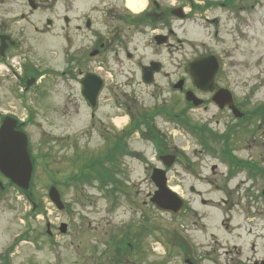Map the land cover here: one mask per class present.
I'll use <instances>...</instances> for the list:
<instances>
[{
	"label": "rangeland",
	"instance_id": "1",
	"mask_svg": "<svg viewBox=\"0 0 264 264\" xmlns=\"http://www.w3.org/2000/svg\"><path fill=\"white\" fill-rule=\"evenodd\" d=\"M75 1L76 9L69 14L71 18L80 17L81 10H77V3L81 2L83 6L80 8H86L84 11H88L92 19L93 31L101 32L111 23V17L98 12V9L101 11L106 7L101 8L98 4L110 0ZM0 2V9L11 10V14L7 16H10L8 19L13 24V29L24 27L23 39L19 49L17 48L19 51L10 53L11 60L19 61L16 65H22L24 60H29L37 65L40 71L44 68L51 70L46 72L40 86L33 87L24 96L18 95L15 84H0V111L15 115L21 120L30 119L26 132L29 135L31 151L36 155V169L30 187L34 202L38 205L36 212H32L30 201L16 188L0 189V247L9 241L10 234H15L21 229L15 219H30L29 230H32L35 224L42 228L44 225L41 219L68 223L67 232L56 235L55 241L59 246L55 249L53 245L48 244L47 238H44L46 244L42 253L32 254L29 249H24L23 255L20 259H14V263L23 261V256L33 255L37 264H52L55 257L58 258V264H185L177 250V247L183 248L177 233L181 234L187 227L192 229L191 238L197 246L208 253L202 257L203 264H224L226 254L223 256V250L232 248L241 250V258L246 261L245 264H251L255 259H264V200L261 196L264 176L247 177L245 173L234 175L227 186L233 191V204L223 205V191L214 189L216 184H199L184 171V164L188 158L198 161L196 163L201 165L202 174L219 185L222 184L226 167L219 164L217 159L201 153L200 145L189 132L177 129L165 120H157L155 125L165 133V138H162L166 139L167 146L177 148V164L168 173V184L184 200H190L200 216L191 215L187 208L174 215L157 210L149 203L148 196L154 187L145 167L147 162L154 160L155 150L152 144L138 138L130 139L128 150L134 155H140L145 161L138 156H125L122 159L124 173L117 176L123 181L120 195L108 198L110 193H114L112 187L104 191L85 183L61 185L59 182L64 181L69 174L77 173L89 157H97V153H102L104 147L111 144V139L103 143L101 134L104 131L100 121L106 123L109 117L110 125H116V128L127 123L118 126L114 122L119 116L118 108L114 106V101L118 98L125 101L130 98L146 112L155 108V105L176 106L186 103L179 94L170 93L168 89L161 91L160 86H145L138 80V69L134 65L138 58L146 62L150 58L159 59L171 54L169 55L163 47L157 48L158 53L153 54V46L149 44L151 34L141 33H135L128 45L127 50L132 53V58L127 59L124 53L118 50V61L111 51L108 55L105 87L99 98V106L94 111V117L90 119L91 110L85 105L77 88L53 73L54 69L60 70L64 66L62 53L58 51V44H62L59 36L54 35V32L40 35L35 31V28L42 26L44 18L54 19V16L40 9L30 12L27 0ZM169 2V6H177L182 5L183 0ZM91 4L96 5L97 11H89ZM236 4V10H227L226 6L215 5L201 16L195 14L187 20L172 18L175 37L172 39L174 52L171 61L175 78L181 72L179 69L177 71V61L200 54L205 49L215 53L223 62L221 82L231 89L239 104L248 108L264 103V0L257 3L253 0H238ZM187 8L188 5H185V9ZM26 13H29L27 17ZM20 14H23V18ZM205 18H217L219 23L213 25ZM216 30L218 34L214 37ZM133 46H136V51L132 50ZM3 72L7 70L0 67V73ZM123 83L126 85L118 91L122 95L114 96L112 88ZM124 90L126 94L123 93ZM209 107L211 110L206 113L202 112L201 107L188 110L190 119L195 123L209 119L215 110L212 105ZM220 120L218 124L212 118L211 127L216 130L223 129L224 119ZM256 124L253 121L249 126L255 130ZM253 130L251 135L249 130L238 131L234 139L237 140L234 144L239 150L236 155L246 157L252 150L248 144L253 142V134L256 136ZM241 145H247L249 152L246 147L239 149ZM260 162L264 165V149L261 150ZM214 164L218 166L211 171L210 168ZM55 182L59 184L56 188L65 204L62 211H58L48 198V188ZM190 184L203 191L204 198L215 205L203 206L198 195L188 190ZM113 201H116L115 204ZM227 208L230 209L228 213ZM18 221L22 225L20 220ZM226 224L228 228H225ZM122 233H129L132 240L137 238L141 242L138 249L142 251L137 254H134L137 251H133L125 262L120 261L121 256H117L116 252V245ZM135 234L137 236H134ZM110 236L117 238L111 242ZM167 239H173L177 246L170 244L174 252L169 257L165 254L167 247L164 246ZM209 248L216 250L209 253Z\"/></svg>",
	"mask_w": 264,
	"mask_h": 264
},
{
	"label": "flooded vegetation",
	"instance_id": "2",
	"mask_svg": "<svg viewBox=\"0 0 264 264\" xmlns=\"http://www.w3.org/2000/svg\"><path fill=\"white\" fill-rule=\"evenodd\" d=\"M145 1L146 5L139 12H134L129 9L126 5V0H110L108 2H100L98 6L100 5L101 8L102 6L106 7H103L104 9L101 11L98 9V12L111 17L112 20L111 23L106 26L105 30L100 32L98 30H92V19L88 14L89 12L84 11L86 8H80V6H83L81 2L77 3L79 8H77V10H81L80 17L74 16L71 18L69 16L70 12L76 9L75 0H27L30 12H35L40 9L54 16V19L50 17L44 18L42 26L40 28H35V31L40 35H47L54 32V35H58L62 42V44H58V51L62 53L64 66L60 68V70L55 69L54 74L61 80L69 81L70 85L75 86L77 88V92L80 94V97L88 108L90 106L81 95L82 78L86 74H93L102 81V88L97 95L96 105L94 108H89L91 110L90 119L94 117V111H96L99 106V98L105 87V74L108 73V55L111 51H113V54L118 61L120 60L118 50H120L121 53L123 52L124 57L127 59L132 58V53L127 50L128 45L131 43L135 33H141L143 35L151 34L149 44L153 46L151 51L153 54L158 53L157 48L163 47L169 55H172L174 52L172 39L175 37V33L172 29V18L187 20L190 16L195 14L201 16L206 10L215 5L220 7L226 6L228 8L227 10H236V3L238 0H183L182 5L179 4L177 6H169V4H171L169 0H162L161 2H158V0ZM0 5H2V2H0ZM185 5H188L187 9H185ZM30 6H34V8ZM90 6L92 7L89 9L90 12L97 11L95 9L96 5L91 4ZM9 14H11V10L0 9V67L7 70V72L0 73V84L6 82L9 85L15 84L18 89V95L24 96L33 87L40 86L43 81L42 79L45 78L46 71H51L48 68L41 69L40 71L37 65H34L28 60H24L22 65H16L19 64V61L14 62L11 60L10 53L15 50L16 52L19 51L18 49L24 35V27L21 26L19 29L14 30L13 24L10 22V19H8L10 16H7ZM28 15L29 13H26L25 17ZM20 16L23 18V14H20ZM205 20L213 25H218L219 23L217 18L210 20L205 18ZM217 34L218 31H214V37L217 36ZM132 50L136 51V46H133ZM205 50L200 54H195L185 58L184 60L182 58L181 61H177V71L179 69L181 72L178 73L175 78H173L175 72L172 66L171 55L163 56L159 59L150 58L146 62H143V59L138 58L134 65L138 69L137 74L140 83L148 87L160 86L161 91L168 89L170 93H176L182 96L186 103L184 105L178 104L176 106H168L167 104L155 105V108H151L146 112L142 111L138 105H135L130 98L126 100L127 102L118 98V100L114 101V106H117L119 111V116L117 118H125V122L127 123L125 126L122 125L116 128V125H110L109 120L111 119L108 117L106 123H104V121H100L104 131L101 136L103 138V143L111 139V144L113 142L118 144L116 151H114L115 155H113L112 158L113 167L111 168L113 173L117 175H123L124 173L121 162L126 156L125 143L129 145L130 139L138 138L152 144L155 150V157L153 161L146 163L145 170L148 172L147 175L154 187L152 192H154L156 185L153 180H151V174L154 169L160 168L164 171L166 185L171 188L168 184V173L177 164V148H170L167 146L166 139H163L165 138V133L157 128L155 123L157 120H165L177 129L189 132V134H191L200 145L201 153L206 154L210 158L217 159L219 164H223L226 167V170L223 173L224 178L221 180V185L217 184V182L210 177L203 175L201 172V165L196 163L198 161L195 162L193 159H185L184 171L199 184L206 183L209 186L216 184L214 185V189L223 191L225 197L221 199L222 204L227 205L228 203L233 204V191L227 186H229V182L233 179L234 175L238 173H245L247 177H251L252 172L256 171V176H264V165L263 162H260L261 150L264 149V107L259 110L258 108L263 105L256 104L254 107L248 106V108L251 107L248 109L235 100L231 89L221 82L222 71L224 68L223 62L218 55V57L215 58L218 64V70L213 78V89L205 90L194 83L190 73V64L203 56L210 54L216 55L211 51ZM120 64L122 65V61H120ZM146 67H149V69H145ZM205 67L207 72H209L211 71L212 65H206ZM133 75L134 74H132V77H134ZM125 85L126 83L114 86L112 88L114 96L120 97L122 94L118 93V91L122 90ZM220 89H227L231 92V99L233 101L232 106L229 102H216L213 99L215 93ZM123 93L126 94V91L124 90ZM195 99L200 100L198 105L194 104ZM209 105H212V107L215 108L212 113V117H209V119L204 121L200 120V123H195L190 119L191 115L188 110H192L195 107H201L202 112L206 113L208 110H211ZM255 110L256 113H254ZM7 115L12 114H5L0 111V124L2 123L3 118ZM212 118L214 119V122L218 124L221 121L220 118H223L224 121H222V125L224 128L216 130L211 127L210 124ZM253 121L255 124L257 123L255 130H253V127L249 126V124L252 125ZM28 122V119L21 120L17 118L16 126L14 128L27 135L29 153L33 159H36V155H34L31 151L29 135L26 132V125ZM134 124H139V129L132 133L127 131ZM149 126H151L150 129ZM248 130L250 135L252 130L253 133L256 134V136L253 134V142L250 145L248 144L250 149L252 147V150L249 152L247 145H241L239 149L246 147L249 153L246 157H240L236 155V151L239 150L234 144L237 140L234 139L237 136L238 131L247 132ZM110 145L105 146L102 153H97L98 156L103 155V153L108 150ZM43 155L45 156L46 154ZM106 155L105 164H108L109 155ZM106 155H103V159ZM135 156H138V158L142 160L140 155ZM143 161H145V159H143ZM217 166V164L212 165L210 168L211 171L215 170ZM118 179L117 186H115L114 180L112 181V184L106 186V188L112 187L114 192L113 194L115 195H120L122 192L123 181H121L120 177H118ZM59 183L62 185V181ZM96 186L97 188L99 187L97 184ZM6 187H13V185L0 171V189L4 190ZM188 190L191 193L198 195L199 202L203 206L211 207L215 205V203L209 199H205L203 191L200 189L197 190L193 184L188 186ZM184 206L189 209L188 211L191 215L196 217L201 215L194 207H192L190 200L185 199ZM229 210L230 209L227 208L226 213H228ZM200 219L202 218L200 217ZM15 220L21 229L15 234H10L9 241L0 247V264H37L35 256L33 255L23 256V261L18 263H14V259H20L23 255L22 251L24 249H29L32 251V254L34 252L42 253L46 244V240H44V238H47L48 244L53 245L52 247H54V249L59 246L55 240L56 235L61 234V221L56 223L48 219H41L42 224L44 225L42 228H38V225L35 224L32 226V230H29L31 227L30 219ZM18 220H20L22 225L19 224ZM195 220H193V222ZM65 224L67 230L68 223L65 222ZM3 227L5 228V225H3ZM225 228H228L227 224L225 225ZM191 230L192 229L187 227L181 234L177 233V238L180 240L183 248L177 247L173 243V239L169 240V244L177 247V250L181 253L182 258H184V263L203 264L204 259L202 257L208 255V253L203 250L202 247L197 246L193 238H191ZM30 232L32 233L30 234ZM46 233L48 234L47 237ZM121 235V239L116 245V252L117 256H121L119 257V259H121L120 261L125 262L127 260V256L132 254L133 251H137L134 254L142 252L140 248L138 249L141 242L137 240V238H133L132 240L129 233H122ZM134 236L137 235L135 234ZM116 238V236H110L109 240L113 242ZM212 250L216 249L209 248L208 252L210 253ZM129 251L131 252L129 253ZM222 254L223 256L226 254L224 264H245L246 262L243 258H241L240 249H224ZM57 261L58 258L55 257V261L52 264H58ZM261 262L264 263V259H255L251 264H261ZM220 264H223V262Z\"/></svg>",
	"mask_w": 264,
	"mask_h": 264
},
{
	"label": "water",
	"instance_id": "3",
	"mask_svg": "<svg viewBox=\"0 0 264 264\" xmlns=\"http://www.w3.org/2000/svg\"><path fill=\"white\" fill-rule=\"evenodd\" d=\"M206 65H212L211 71L207 72ZM190 67L194 83L205 90H212L213 78L218 68L215 56L201 57L192 62ZM145 69H149V67ZM81 84V95L87 104L94 108L97 95L102 88V81L93 74H86L82 78ZM213 99L216 102H229L231 106L233 103L229 91L225 89H220L216 92ZM199 103L200 100L195 99L194 104L197 105ZM16 122V118L6 116L0 126V171L15 185L22 189H27L32 175V163L27 151V137L23 132L14 129ZM151 180H153L157 189L150 197V202L159 210L169 211L174 214L180 213L183 201L166 186L164 171L155 168L151 174ZM262 193L264 195V189ZM48 197L59 210L63 209V203L55 187L49 189ZM60 230L62 232L66 230L65 224H62ZM261 264L264 263L262 262Z\"/></svg>",
	"mask_w": 264,
	"mask_h": 264
},
{
	"label": "trees",
	"instance_id": "4",
	"mask_svg": "<svg viewBox=\"0 0 264 264\" xmlns=\"http://www.w3.org/2000/svg\"><path fill=\"white\" fill-rule=\"evenodd\" d=\"M261 110V108H258ZM256 113V110L254 111ZM139 127V124H134L130 130H133L135 128ZM115 148H117V143H114ZM108 154L109 157L113 156L112 148L108 149L106 152L103 153V155ZM125 154H130V152L127 149V146L125 144ZM103 155L97 156V157H89L87 159V162H85L81 168L78 169L77 173L71 174L70 178L72 181L75 183H83V182H91V179H98L100 186L105 187L107 180H113L114 179V174L111 168L113 167L112 162L113 159L110 161V165L108 168L105 166H102V159ZM107 157V155L104 157ZM34 160V159H33ZM21 192L25 193L24 191L21 190ZM29 196V199L34 202V196L31 193V187L27 190L26 192ZM181 248V247H180Z\"/></svg>",
	"mask_w": 264,
	"mask_h": 264
},
{
	"label": "bare ground",
	"instance_id": "5",
	"mask_svg": "<svg viewBox=\"0 0 264 264\" xmlns=\"http://www.w3.org/2000/svg\"><path fill=\"white\" fill-rule=\"evenodd\" d=\"M126 5L127 7H129V9H131L134 12H139L141 11L144 6L146 5V1L145 0H126ZM123 121V122H122ZM126 121L125 118H115L114 122L120 126L121 124H123ZM122 122V123H121Z\"/></svg>",
	"mask_w": 264,
	"mask_h": 264
}]
</instances>
